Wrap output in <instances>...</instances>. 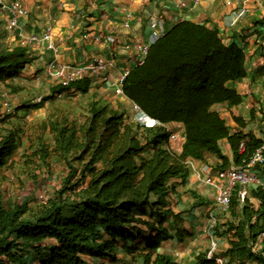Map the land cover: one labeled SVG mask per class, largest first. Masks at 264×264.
Returning a JSON list of instances; mask_svg holds the SVG:
<instances>
[{
	"label": "trees",
	"instance_id": "16d2710c",
	"mask_svg": "<svg viewBox=\"0 0 264 264\" xmlns=\"http://www.w3.org/2000/svg\"><path fill=\"white\" fill-rule=\"evenodd\" d=\"M32 61L22 47L0 46V81L17 78ZM245 77L246 58L240 48L226 45L217 31L183 21L150 46L143 63L129 71L122 85L125 98L161 126H142L95 101L89 102L82 122L63 117L42 123L51 140L39 141L31 157L46 166L54 158L68 171L34 215H28L26 201L4 202L0 189V264H24L28 259L87 264V258L117 263L120 250L140 264H179L158 253L161 243L172 238L159 211L170 191L167 182L187 176L186 161L202 162L206 154L221 162L218 170L229 164L244 166L263 143L264 130L261 136L242 130L230 135L213 110L219 104L241 103L227 84ZM89 85L88 79H81L68 87L54 86L43 101H55L71 90L86 95ZM236 122L244 128L240 118ZM167 129L181 131L179 150L171 148ZM19 131L0 136V170L19 147ZM223 140L231 161L222 153ZM75 163L82 165L80 171ZM256 169L264 170V165ZM228 213L213 229V236L226 238L229 245L218 256L224 264H264V190L235 186ZM196 264L217 263L201 253Z\"/></svg>",
	"mask_w": 264,
	"mask_h": 264
},
{
	"label": "crops",
	"instance_id": "0c3cea01",
	"mask_svg": "<svg viewBox=\"0 0 264 264\" xmlns=\"http://www.w3.org/2000/svg\"><path fill=\"white\" fill-rule=\"evenodd\" d=\"M25 10L19 20L24 37L42 38L50 29V44L39 42L22 47L16 31L6 29L9 15L0 11V46L6 50L22 47L33 61L14 79L0 81V115L4 116L3 94L16 117L25 112H41L51 101L33 103L38 96L45 98L56 82L45 74L50 62L69 65H86L94 60L114 63L115 70L98 75H89V101L107 104L118 113L129 115L131 103L122 98L121 105L114 93L118 73L130 71L138 66L140 55L137 46L148 43L154 35L166 34L175 25L187 21L217 31L226 45L234 44L246 58V77L227 84L242 100L239 105L219 104L213 109L226 122L230 135L242 130L261 136L264 130V0H17ZM184 4V6H181ZM244 11V15L231 26L229 17ZM157 26L152 29L150 24ZM107 76L103 80V76ZM91 76V78H90ZM67 94V93H66ZM68 96L81 95L71 90ZM120 97V96H119ZM58 101V100H56ZM28 109V111H26ZM25 110V112L23 111ZM240 118L244 128L240 129L235 119ZM177 126L174 124V127ZM222 153L231 161L232 153L226 140L220 142ZM187 166L188 185L173 179L179 204H167L159 211L167 213L168 231L172 238L162 242L159 254L179 264H196V258L206 253L211 238L208 235V213L216 205V189L205 185L208 175L215 180L221 162L210 154L202 162L190 161ZM232 166L229 164L228 167ZM208 171L205 173L204 169ZM264 183V170L254 169ZM174 187V188H175ZM245 190L240 196L243 198ZM180 217L181 221L172 219ZM229 218L228 211L218 215V224ZM217 252L228 249L226 238L214 237ZM27 259L29 257H26ZM26 259V260H27ZM25 261V260H24ZM87 264H111L101 258H87ZM117 264H140L131 260V255L120 250ZM36 262V261H34Z\"/></svg>",
	"mask_w": 264,
	"mask_h": 264
},
{
	"label": "rangeland",
	"instance_id": "374dc122",
	"mask_svg": "<svg viewBox=\"0 0 264 264\" xmlns=\"http://www.w3.org/2000/svg\"><path fill=\"white\" fill-rule=\"evenodd\" d=\"M117 101L120 105L122 104L121 101L125 103L119 96H117ZM89 102V97L85 95L77 94L75 96L71 94L66 99L51 101L49 108L41 112H26L25 116L23 115L19 118L15 117L16 115H13V112H10L9 115H0V136L4 131L20 129L19 132H21L19 147L15 155L11 162L0 170V189L2 190L4 202L13 205L26 201L30 206L28 215H34L37 211L38 203L45 202L53 195L55 190L60 188L66 176V171H68L65 164L50 158L46 166L38 158L31 157V150L37 147L39 141L51 140L48 130L42 129V123L51 119H62L63 117H68L70 120L75 118L82 122L84 115L87 113ZM129 112V119L133 120V117H136V111L131 106ZM177 146L174 145V150H179ZM74 166L79 171L82 168L80 163H75ZM98 168L100 169L101 167L98 165ZM188 176L189 174L184 178L173 179H179L183 185H188ZM173 179L167 182L170 191H168L167 195H164L165 205L171 203L179 204L176 194L178 191L175 185L172 184ZM174 191L176 192L174 193ZM162 217V226L167 231L171 230V227L168 226V220L170 219L168 214L165 213ZM172 219L181 221L180 217H177V219L173 217Z\"/></svg>",
	"mask_w": 264,
	"mask_h": 264
},
{
	"label": "built area",
	"instance_id": "2783aa9c",
	"mask_svg": "<svg viewBox=\"0 0 264 264\" xmlns=\"http://www.w3.org/2000/svg\"><path fill=\"white\" fill-rule=\"evenodd\" d=\"M250 1V0H245ZM181 6H184V4H181ZM0 11H5L9 15L8 23L6 26V29L8 31H16L17 35L19 36V42L22 47L36 44L39 42H50L51 39V32L50 29H47L45 34H43L42 38H38L37 36L31 35L29 37H24L22 34V30L19 26V20L22 19L25 15V10L22 7V5L17 0H0ZM244 11L233 13L229 17V23L231 26L235 25L236 22L243 17ZM157 26V22L153 21L150 24V27L154 29ZM164 34L161 32L157 36H152L148 43L146 44H140L137 46V52L140 55L139 64L141 65L143 63L144 58L146 57L150 46L158 40L160 37H162ZM49 48H53L51 44H48ZM115 66L112 62H105L102 60H94L91 63H88L86 65H69V64H61L56 62H50L45 67V74L52 78L56 82V86L60 87H68L71 83H74L76 81H79L81 79H87L89 75H98L105 73L107 71H114ZM129 71H123L121 73H118V82L115 87L114 93L117 96L125 98L122 90V85L128 75ZM103 76V75H101ZM107 76H103V80H106ZM66 93H62L56 96V100L60 101L63 99V96ZM4 98L3 102V109H4V115H9L10 112H12V108L10 103L7 101L9 95L7 93L3 94L2 96ZM7 99V100H6ZM43 100V97H37L33 100V103L40 104ZM132 108L136 111V117H133V120L137 123H139L142 126L145 127H153V126H161L160 123H158L155 120L150 119L147 117L137 105L131 103ZM15 113L13 112V115ZM167 132H171L170 139L174 143V145H178V149H180L182 144V137H181V131H173L172 129H167ZM172 149H175V147H171ZM243 149V145H240V150ZM263 151H264V137H263V143L259 149H257L252 156V158L247 162L244 166H230L224 170H218L215 175L214 181L210 175L207 176V178L204 179L205 185L212 186L216 189V205L215 208L210 210L208 213V235L211 238L210 246L206 252V259L207 260H214L217 264H224V260L218 256L217 252V243L214 240L213 236V229L216 227L218 223V215L220 213H225L229 210L230 206V200H231V194L235 186H240L242 188H246L249 186H258L261 187L264 190V183L260 181L259 177L256 173L253 172L254 169L257 167H261L264 165V159H263ZM186 166L191 167L193 169V166L190 162L186 161ZM204 172L206 173L208 171L207 167L203 168ZM24 264H38L37 262H34L31 259H28L24 262Z\"/></svg>",
	"mask_w": 264,
	"mask_h": 264
}]
</instances>
